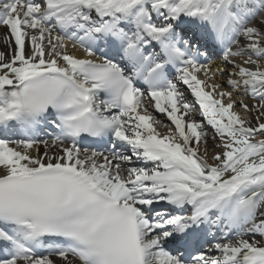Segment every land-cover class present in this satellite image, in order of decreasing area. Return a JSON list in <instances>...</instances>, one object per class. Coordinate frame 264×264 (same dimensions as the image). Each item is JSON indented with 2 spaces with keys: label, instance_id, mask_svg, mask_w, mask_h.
Returning <instances> with one entry per match:
<instances>
[{
  "label": "snow or ice",
  "instance_id": "obj_1",
  "mask_svg": "<svg viewBox=\"0 0 264 264\" xmlns=\"http://www.w3.org/2000/svg\"><path fill=\"white\" fill-rule=\"evenodd\" d=\"M0 27V264H264V0H0Z\"/></svg>",
  "mask_w": 264,
  "mask_h": 264
},
{
  "label": "bare ground",
  "instance_id": "obj_2",
  "mask_svg": "<svg viewBox=\"0 0 264 264\" xmlns=\"http://www.w3.org/2000/svg\"><path fill=\"white\" fill-rule=\"evenodd\" d=\"M4 32V29L2 27H0V34H3ZM12 44L14 45V40L12 41ZM31 50V44L30 42H27L26 43V51H30ZM0 51H6V52H10V49L7 48L2 42H0ZM75 55L77 56H81L82 53L80 51H75L74 53ZM214 62V65L215 64H219V59L216 60H213ZM201 76L199 77L200 79H204V75L203 73L200 74ZM215 80L217 82H219L224 90H230L226 84V80H227V76H220V75H217L215 77ZM180 91L183 93L184 95V99L186 102H188L189 104H192L193 105V111L191 113V116L190 118L191 119H195L197 121H202V117H201V114H200V109H199V106L195 103V99L194 97L191 95V92L190 90L187 88L186 85H183V84H179L178 85ZM234 99H243V90L242 89H238L236 93H234ZM245 102H250L248 100H245ZM240 109V108H239ZM149 110L151 111L152 115L156 118L157 121H159V123H156L154 124V127L156 128V130L160 133L162 131H165L167 126L168 128H172L174 131V126L171 125V122L167 119L166 115L165 114H161L157 111H155L154 109V103H152L151 105H149ZM241 111V109H240ZM213 129H211L210 127H206L205 128V132L207 133V139H208V144H209V150H210V153L213 152V151H218V149H215L213 146L217 143H219V139L216 138L215 140L213 139ZM257 139H259V137H257ZM41 151H43V149L41 148ZM33 154H35L33 152Z\"/></svg>",
  "mask_w": 264,
  "mask_h": 264
},
{
  "label": "rangeland",
  "instance_id": "obj_3",
  "mask_svg": "<svg viewBox=\"0 0 264 264\" xmlns=\"http://www.w3.org/2000/svg\"><path fill=\"white\" fill-rule=\"evenodd\" d=\"M201 76V75H200ZM199 76V77H200ZM226 102V101H225ZM235 111H237V112H240V109L237 107L236 109H235ZM170 131L172 132V133H174V130L171 128H168V126H167V128H166V130L165 131H162V132H160V135L161 136H164V135H168L169 133H170Z\"/></svg>",
  "mask_w": 264,
  "mask_h": 264
}]
</instances>
